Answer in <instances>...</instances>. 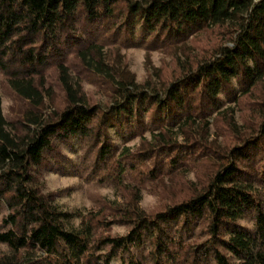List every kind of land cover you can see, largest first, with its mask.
<instances>
[{
  "label": "trees",
  "instance_id": "16d2710c",
  "mask_svg": "<svg viewBox=\"0 0 264 264\" xmlns=\"http://www.w3.org/2000/svg\"><path fill=\"white\" fill-rule=\"evenodd\" d=\"M0 264H264V0H0Z\"/></svg>",
  "mask_w": 264,
  "mask_h": 264
},
{
  "label": "rangeland",
  "instance_id": "374dc122",
  "mask_svg": "<svg viewBox=\"0 0 264 264\" xmlns=\"http://www.w3.org/2000/svg\"><path fill=\"white\" fill-rule=\"evenodd\" d=\"M125 55L129 62L131 71L136 75L137 81L141 83L148 78V73L145 69L144 51L140 49H130L125 52ZM163 59L166 62L169 61L168 58L162 57V55L158 53H153L151 55V63L154 67H160ZM8 105L9 101L4 100L3 107L5 110ZM44 179L47 191L65 190L68 188L71 189L68 195L62 200V204L65 208L69 210L85 209L90 205L88 200V190L81 185V181L78 179L61 176L53 172L45 173ZM98 193L111 197V192L108 190H99ZM154 202L155 199L152 196L144 194L141 205L145 209H150L154 206ZM117 231L122 233L123 229H118Z\"/></svg>",
  "mask_w": 264,
  "mask_h": 264
}]
</instances>
